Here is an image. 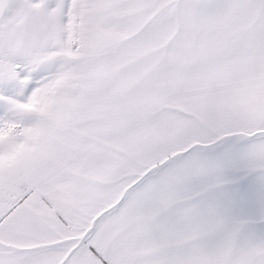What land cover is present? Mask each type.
I'll list each match as a JSON object with an SVG mask.
<instances>
[{"label": "snow or ice", "instance_id": "1", "mask_svg": "<svg viewBox=\"0 0 264 264\" xmlns=\"http://www.w3.org/2000/svg\"><path fill=\"white\" fill-rule=\"evenodd\" d=\"M0 264H264V0H0Z\"/></svg>", "mask_w": 264, "mask_h": 264}]
</instances>
